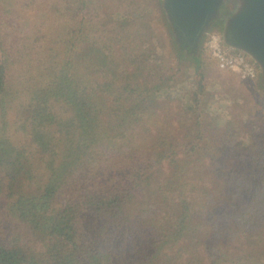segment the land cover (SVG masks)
Instances as JSON below:
<instances>
[{
  "label": "trees",
  "instance_id": "trees-1",
  "mask_svg": "<svg viewBox=\"0 0 264 264\" xmlns=\"http://www.w3.org/2000/svg\"><path fill=\"white\" fill-rule=\"evenodd\" d=\"M152 19L143 0H0V264L134 263L157 238L189 239L180 264H264V137L161 120L172 60L197 50L169 64Z\"/></svg>",
  "mask_w": 264,
  "mask_h": 264
},
{
  "label": "rangeland",
  "instance_id": "rangeland-1",
  "mask_svg": "<svg viewBox=\"0 0 264 264\" xmlns=\"http://www.w3.org/2000/svg\"><path fill=\"white\" fill-rule=\"evenodd\" d=\"M109 1L110 5H113L114 1L119 2L120 0ZM143 3L144 6L149 9L150 14H152V29L157 36L161 37V41H159L158 45L160 50L159 53L163 52L164 57L170 64V58L173 57L175 44L177 48L178 44L175 42V35L164 11L163 0H143ZM90 6L92 7L95 16L92 17V22H100L107 25L115 23V20L102 14V12L105 13L109 10L108 7L102 6L100 8L95 5L94 2H92ZM125 6H127V4ZM235 7L236 2L234 0H228L221 6L220 14L214 19L211 27L203 36L195 55L185 53L184 59L181 60V63L172 60L173 70H171L170 76H173V78L169 84L168 90L159 94L157 100L159 103L156 106L161 120H166V122L172 121L175 125L176 131L180 133L181 137L182 132L179 131V128L180 125H184L185 123L189 125L200 120L203 121V124L208 123L207 129L209 130L210 127H213L214 125L223 128L229 123V121H236L238 119H243L244 122L247 123L245 130L248 131L251 144L253 133L251 131L250 136V131L248 129V121L250 119L251 130L256 128V138L261 139L260 137H264V83L261 80L260 73L254 81L243 79L237 72L220 69L213 53L214 49L211 41H214V38L217 39L216 41L223 51L234 52L223 41V33L226 19L232 14ZM98 8H100V11L97 10ZM98 13L104 17L102 20H98L96 17ZM123 23L124 25H129L128 20H124ZM197 56H201L202 60L200 71L197 70L195 66L194 58ZM200 80L204 85L203 92H197ZM260 85L263 86V89L259 87ZM260 88L262 89L261 91L259 90ZM196 92L198 93L197 98L193 96ZM184 108L187 114L181 113ZM12 141L15 145H22V142H19L16 139ZM0 181V185L5 182L3 179ZM215 187L216 188L214 189L217 190L216 184ZM63 189L64 188L59 190L60 193L63 192ZM58 201L65 205L67 204L64 196L60 195ZM3 209V206L0 207V211ZM0 214L3 217L4 214L1 212ZM16 224L18 223L12 225L13 228H15ZM203 236L204 235H200L195 238V240L199 239V242H202ZM119 238L121 237L117 236L113 241L114 247L117 248L116 253L120 255L124 251H122V247L129 252L130 247H125L128 244V240L125 239V241L119 243V241L122 240ZM91 239L94 240L95 236L91 237ZM87 242L91 244L88 239ZM158 242L160 252L156 253V256H143L138 259L134 257V263L128 262L127 264H180L179 259L181 257L183 258L188 253V246L190 245L189 239L183 238L180 243H178V245L184 246L179 253L176 248L178 245H173L172 243L163 245L165 242L162 238H157V244ZM88 243L82 244L88 245ZM203 253L206 258L204 264H211L210 261H212L213 256L216 254L209 249H204Z\"/></svg>",
  "mask_w": 264,
  "mask_h": 264
},
{
  "label": "water",
  "instance_id": "water-1",
  "mask_svg": "<svg viewBox=\"0 0 264 264\" xmlns=\"http://www.w3.org/2000/svg\"><path fill=\"white\" fill-rule=\"evenodd\" d=\"M228 0H163V8L179 48L198 50L200 41ZM226 19L224 42L249 57L264 83V0H234Z\"/></svg>",
  "mask_w": 264,
  "mask_h": 264
},
{
  "label": "built area",
  "instance_id": "built-area-1",
  "mask_svg": "<svg viewBox=\"0 0 264 264\" xmlns=\"http://www.w3.org/2000/svg\"><path fill=\"white\" fill-rule=\"evenodd\" d=\"M217 39L212 40L214 56L222 70H231L241 75L243 79L254 81L259 76L257 65L241 52H226L218 45Z\"/></svg>",
  "mask_w": 264,
  "mask_h": 264
}]
</instances>
